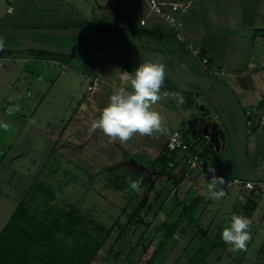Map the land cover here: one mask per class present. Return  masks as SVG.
I'll list each match as a JSON object with an SVG mask.
<instances>
[{
	"label": "rangeland",
	"instance_id": "1",
	"mask_svg": "<svg viewBox=\"0 0 264 264\" xmlns=\"http://www.w3.org/2000/svg\"><path fill=\"white\" fill-rule=\"evenodd\" d=\"M70 3L89 18L94 15L99 19L104 18V0H71ZM15 4L16 0H0V27L11 22V16H8L6 11L9 6ZM110 28L102 24L92 30L109 41L127 42L122 28ZM34 38L38 41L43 39L41 35H34ZM4 42L18 45L17 40L13 38ZM141 47H154L157 50L159 45ZM126 64L131 65L129 62ZM86 65L87 61L63 55L0 52V122L11 126L8 131L0 128V234L22 201H25L28 210L40 220L44 219L43 212L48 207L63 209L71 205L105 228L113 229L94 264H144L157 244L164 239L166 231L180 211L178 207L176 212L169 214L171 206L176 202L174 191L164 184L170 172L158 180L155 191L149 195L139 216L131 219L137 202L128 205L126 195L116 187L119 180L116 181L115 176L119 171L108 168L94 172L92 168L113 159L114 153L106 152V148L102 152H96L94 145L89 151H84L75 143L72 144V138L68 139L69 136L75 135L73 130L84 110L79 98L81 85L78 84V78L83 75H79L76 70L80 71ZM218 78L224 80L222 77ZM16 96L20 99L10 100ZM182 96L187 101L185 108L182 107L181 110L186 123L195 120L197 122L202 114L203 118L210 115L208 108L202 109L203 105H208L204 97L188 93ZM15 104L21 106L20 111L7 115V108ZM163 123L168 133L171 129L182 126L180 122L173 121L169 114L164 116ZM205 143H208L206 138L197 141L195 149L208 161L216 159L217 166L222 171L228 159L227 144L223 151L216 152L212 146L211 148ZM124 159L127 160L121 165L130 167L132 171L130 156L125 154ZM134 160L146 169L154 162L145 154ZM254 168L262 171V168ZM136 170L140 173L144 171L140 168ZM40 184L52 192V199L49 200L39 193H36L37 197L33 199L31 194ZM222 187L229 192L225 186ZM237 189L238 187H234L230 192ZM161 192L163 195L157 200L156 197ZM169 194L171 201L166 199L167 196L170 198ZM142 195L143 193L140 194L139 201ZM225 206L228 207L227 204ZM225 206L213 202L197 219L202 232H186L180 238L177 237V243H167L157 264H187L200 248L210 245L211 240L215 239L211 231L206 233L211 225L214 223L222 228L230 226L231 215H239L242 212L239 207L226 211ZM263 225L264 217H259L257 213L252 218L251 239L246 250L233 252L225 245L224 248L219 247L211 253L212 260L215 264H264ZM132 252L134 257L126 263Z\"/></svg>",
	"mask_w": 264,
	"mask_h": 264
},
{
	"label": "crops",
	"instance_id": "2",
	"mask_svg": "<svg viewBox=\"0 0 264 264\" xmlns=\"http://www.w3.org/2000/svg\"><path fill=\"white\" fill-rule=\"evenodd\" d=\"M149 1L104 0L106 12L102 14L104 18L99 19L95 15L92 18L86 16L77 6L70 3L71 0H16L17 4L12 5V7L9 6L6 11L7 15L11 16V22L5 23L4 26L0 27V30L31 28H85L92 30V28L106 24L111 28H122L125 39L138 47L143 45L154 46L156 43L153 37L156 35L159 42L156 45L170 47L174 52L168 54L178 55L176 51H179L183 46L176 40L175 28L165 18L150 10ZM156 1L164 4V12L168 16L174 17L181 24L180 32L188 41L193 43L194 55H190L195 59L206 58L208 60L206 72L217 78L218 76L222 77L224 80L221 81L233 91L246 112L255 107L262 108L264 106V0ZM182 3L190 4V7L184 12H175L170 7V4ZM141 21H145V24L141 25ZM171 35L175 37L173 43L168 39V36ZM150 48L155 50L154 47ZM181 68L192 74L197 73L196 68L192 65L181 64ZM76 71L79 75L80 73L83 75L81 76L83 80L78 78V84L81 85L79 98L84 105V110L73 130L75 135L69 136L68 139L72 138L70 140L72 144L75 143L84 151L94 145L97 148L96 152H102L106 148V152L114 153L113 159L92 167L94 172L121 166L127 160L124 159L125 154L130 156L132 168H140L146 171L147 169L143 165H139L134 158L145 154L150 160H159L165 154L168 137L172 134L180 135L190 143L193 148L192 151L200 153L195 147L197 141L200 142L205 139L203 124L207 121L210 122L209 119L214 117L210 114L209 117L203 118L204 115L202 114L198 117L197 122L195 120L192 123H186L185 115L181 113V110L185 108L187 101L180 105L176 99L171 97L157 102L153 105V110L159 112L163 119L169 114L173 121L180 122L182 126L171 129L169 133L160 136L159 139L148 136L141 137L139 134H135L131 140L121 144L118 140H111L101 130L89 132L92 120L99 117L100 111L107 105L113 89L125 87L131 90L128 82L121 81L119 76L120 71L134 74L135 67L115 61L87 62L82 70ZM95 79L97 80V88L93 93H89L88 87L94 83ZM165 90L169 93L187 95V93L175 89L169 84H163L161 94ZM200 104H204V102H200ZM202 109H207L208 112L209 106L205 104ZM256 118L253 120L256 121ZM254 123L253 126L248 127V156L254 167L262 168L264 171V126ZM184 125L188 127H184ZM205 144L209 145L208 143ZM180 155L179 153L175 157V161L169 164L171 168L175 169L174 171L170 169L172 172L164 183L171 191H175L172 183L174 175H178L179 170L186 169L184 160L181 159ZM176 164H178L177 167ZM158 167L159 165L155 166L156 169ZM206 168L202 171L188 170L189 173L185 175L177 189L178 195L185 205H188L194 197L202 195L201 203L195 213L196 219L201 217L213 202L221 206L227 204L228 207L225 206L226 208H224L226 211L239 207L242 210L239 215L251 220L257 213L259 217H264V196L255 198L240 186H236L238 189L235 192H230L234 187L227 188L225 186L229 192L225 191L224 198L219 201L210 199L206 185L207 180L212 177L209 176V171ZM221 170L217 166L215 173H224L223 168ZM197 173L200 175L197 176ZM164 177L165 175L162 178ZM158 195L161 197L163 192L158 193ZM166 199L170 200L171 196L170 198L167 196ZM178 207L181 211L182 205L171 206L169 214L176 212ZM196 226L192 228L190 226L185 232L193 231L194 234L202 232L198 224ZM213 228L215 229L212 230ZM221 228L220 225L213 223L210 229L206 230V233L209 234L211 231L216 237ZM183 229L184 227L181 226L180 230L183 231Z\"/></svg>",
	"mask_w": 264,
	"mask_h": 264
},
{
	"label": "trees",
	"instance_id": "3",
	"mask_svg": "<svg viewBox=\"0 0 264 264\" xmlns=\"http://www.w3.org/2000/svg\"><path fill=\"white\" fill-rule=\"evenodd\" d=\"M161 37L163 36L161 35ZM42 38V42L45 44L49 43L52 39L46 36H42ZM153 38L155 40L154 42L158 44L157 36L155 35ZM168 39L172 43L175 41L174 35L168 36ZM86 43L87 41L85 39L78 36L72 39L57 41V45L69 47H77ZM156 51L164 53L174 52L172 48L165 46H159ZM176 52L178 57L182 60L186 58L195 59L187 53L184 48ZM129 63L134 65L135 69L138 67L132 62ZM164 84H169L175 88L174 85L166 79ZM227 151L228 159L223 165L224 173L216 172L215 175L218 177H221L223 174L237 175L232 163L233 148L231 145H228ZM192 152L195 153L194 151ZM179 153L181 154V159L183 158L185 163L186 156L183 153L169 152L166 149L165 154L159 160L154 161L150 168L141 173L134 168L131 171L130 167H125L124 165L112 168L119 171L115 176L116 181L119 180V182H117L119 185L116 187L126 195L128 205L137 202V208L135 213L131 216V219L139 216L149 195L155 191L157 181L168 172L171 173L172 171L170 169L174 171L175 168H171L169 164L175 161V157L178 156ZM199 155L205 157L201 153H199ZM207 163L209 165H207L206 169H209V167L217 169L216 159L211 161L207 160ZM156 165H159L158 169L155 168ZM177 165L178 164H176V167ZM185 168L186 169L183 168L179 170L178 175H174L172 181L173 188H175L174 193L176 195L174 206L182 205V209L166 231L164 239L157 244L150 256L146 258L144 264H157L167 243H177L178 238L186 234L185 231L187 228L198 224L195 213L201 203L202 195L194 197L188 205H185L184 201H181L178 195L177 189L180 182H182L185 175L189 173L188 170H191L187 165ZM124 169H127V171ZM123 171H125V173H122ZM208 174L211 177L213 175L211 172ZM199 175L200 174L197 173V176ZM129 178L132 180H140L143 178V183L141 185L142 190L140 192H133L130 189L126 191L129 187ZM36 193L43 195L49 200L53 198L52 192L43 184L36 186V191L31 194L33 199L37 197ZM141 193H143V195L139 201ZM159 195H157V197H160ZM45 203L47 207V200ZM39 205L41 204H38V206ZM149 208L151 209V206ZM43 213L44 219L40 220L35 214H32L28 210L25 201H22L17 206L11 219L0 234V264H94L106 240L113 231V229L105 228L89 216L81 214L71 205L63 209L48 207ZM181 226L184 227L183 231L180 230ZM222 230L223 228L219 231L214 241L211 240L212 242L210 245H205L200 248L187 264H215L214 260H212L211 253L219 247L224 248L226 245L221 239ZM207 241H209V239H207ZM144 248L146 247L144 246L143 249ZM144 251H146V249H144ZM133 257L134 252L127 258L126 263L131 261Z\"/></svg>",
	"mask_w": 264,
	"mask_h": 264
},
{
	"label": "water",
	"instance_id": "4",
	"mask_svg": "<svg viewBox=\"0 0 264 264\" xmlns=\"http://www.w3.org/2000/svg\"><path fill=\"white\" fill-rule=\"evenodd\" d=\"M34 35L51 37L47 44ZM81 37L86 44L77 47L57 45L58 40ZM0 38H14L18 45L4 44L0 52H39L63 55L87 62H132L137 66L150 59L165 65L166 80L180 91L202 96L206 99L212 120L204 122L203 136L216 152L227 144L233 148L232 163L238 176L244 181L264 182V171H257L248 156V121L246 111L233 91L215 76L209 75L193 58L180 59L151 49H143L127 42L109 41L96 32L83 28L2 30ZM181 64L193 65L197 73L181 68ZM218 119V121L216 120Z\"/></svg>",
	"mask_w": 264,
	"mask_h": 264
},
{
	"label": "clouds",
	"instance_id": "5",
	"mask_svg": "<svg viewBox=\"0 0 264 264\" xmlns=\"http://www.w3.org/2000/svg\"><path fill=\"white\" fill-rule=\"evenodd\" d=\"M4 43L3 38H0V48H3ZM119 79L127 81L131 90L125 87H115L109 96L107 105L101 109L99 117L92 120L89 132L101 130L111 140H118L121 144L131 140L135 134L153 139H159L160 136L167 134L168 129L164 126L163 117L153 110V105L168 97L176 99L180 105L186 101L179 93H169L165 90L161 94L166 79L165 65L146 59L135 69L134 74L120 71ZM12 99L18 100L20 97H11L10 100ZM20 109L21 106L15 104L8 107L6 112L7 115H14ZM0 128L8 131L11 126L0 122ZM208 170L213 173L206 185L209 198L219 201L226 195L222 187L226 182L223 177L215 175L214 168L209 167ZM142 183L143 178L140 180L129 178V187L126 191L130 189L138 193L142 190ZM251 186L249 184V187ZM230 221V226L223 228L221 239L231 251H245L251 239L252 220L243 215L232 214Z\"/></svg>",
	"mask_w": 264,
	"mask_h": 264
},
{
	"label": "built area",
	"instance_id": "6",
	"mask_svg": "<svg viewBox=\"0 0 264 264\" xmlns=\"http://www.w3.org/2000/svg\"><path fill=\"white\" fill-rule=\"evenodd\" d=\"M148 6L150 10L161 17L165 18L176 30V40L178 43H180L184 50L194 55V45L192 42L188 41L180 32L181 24H179L174 17L168 16L164 10L163 6L164 4L157 2L156 0H150L148 3ZM170 7L175 12H184L189 7V3H182V4H170ZM145 21H141V25H144ZM195 58V57H194ZM202 66V68L206 71L208 70V60L206 58H197L196 59ZM97 80H94V83L88 87V92L93 93L97 88ZM248 121V127L253 126V123H257L260 126H264V106L262 108L255 107L252 110L245 113ZM257 116V118H256ZM256 118V121L253 119ZM254 123V124H255ZM167 150L169 152H181L183 153L185 157V164L191 169V170H204L208 163L207 159L205 157L200 156L197 153L192 152V146L190 143H188L186 140H184L180 135L178 134H172L168 137L167 141ZM221 177L225 180V185L227 188H233L236 186H240L250 192V194L255 197L259 198L264 196V182H250V181H244L240 176L238 175H228L223 174ZM229 182V183H228ZM228 183V185H227ZM249 184L252 186L249 187Z\"/></svg>",
	"mask_w": 264,
	"mask_h": 264
}]
</instances>
